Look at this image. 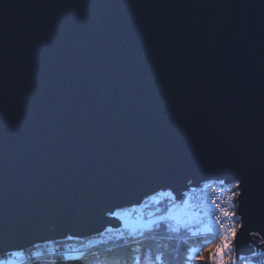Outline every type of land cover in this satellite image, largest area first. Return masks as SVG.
Here are the masks:
<instances>
[{
    "label": "water",
    "instance_id": "1",
    "mask_svg": "<svg viewBox=\"0 0 264 264\" xmlns=\"http://www.w3.org/2000/svg\"><path fill=\"white\" fill-rule=\"evenodd\" d=\"M239 172L248 256L264 250L249 243L264 223V0H0V241L97 237L122 226L99 199L116 212Z\"/></svg>",
    "mask_w": 264,
    "mask_h": 264
},
{
    "label": "trees",
    "instance_id": "2",
    "mask_svg": "<svg viewBox=\"0 0 264 264\" xmlns=\"http://www.w3.org/2000/svg\"><path fill=\"white\" fill-rule=\"evenodd\" d=\"M216 183L225 185L221 184L219 181H216ZM226 186L234 195L238 192L233 185ZM235 198H237V195H235ZM147 200L148 199L144 202H147ZM169 201H172L170 197H163L159 201L148 203L146 208L152 209L156 213L155 216H159L163 214ZM143 203L141 206L144 205ZM138 216L143 221L141 225L143 226L145 219H142L139 214ZM157 219L159 218H156L155 223L152 224L153 230L148 232L146 229L142 237H135V239H133L134 236L130 235V237L122 238V240L114 239L110 245H105L103 243L96 246L89 245L87 246V251L79 252L77 249L82 246L83 241L86 244L90 239L81 240L68 238L66 240L53 242L54 251L57 252H50V248L48 247L47 253L41 257H37L35 253L40 250L42 246L48 244L37 245L24 252L23 259L20 257L21 264H105L106 261L121 258L127 259L131 255L137 256L140 264H158V262L154 260V257L160 253H163L164 258L170 261L171 264H210V258L217 247V239L211 233L207 235H193L190 232L191 227L174 232L168 228L167 220L165 224H161L157 230L156 224L159 223L156 222ZM146 224L149 225L148 220ZM121 228L125 230L129 229L123 228L122 226ZM136 240L143 241L142 245H140L141 252L139 253L131 251L132 248L137 246ZM68 245H74L75 248L72 253L64 251V248ZM56 247L59 249L56 250ZM40 252L43 253L44 251L42 250ZM197 253H202V258L197 259ZM76 257H81V259H66Z\"/></svg>",
    "mask_w": 264,
    "mask_h": 264
},
{
    "label": "snow or ice",
    "instance_id": "3",
    "mask_svg": "<svg viewBox=\"0 0 264 264\" xmlns=\"http://www.w3.org/2000/svg\"><path fill=\"white\" fill-rule=\"evenodd\" d=\"M225 180H230L233 187L236 189H240V192L235 193V195L240 196L243 199V196L247 194L248 188V181L247 177L242 173L232 174V175H225L224 179H221L219 182L221 184L225 183ZM196 191V187L191 179H187V185L184 191H181L179 195L171 189L168 188L167 190V197H170L173 206L167 208L166 215L159 218V223L156 224L157 230L159 229L161 224H165L166 220H175L177 225L184 224L186 227L193 217L189 214V200L188 195ZM230 199H234V197H230ZM177 202L182 207H177ZM213 205H215L218 212H213L209 209V216L212 219H215L218 225L223 230L224 225L221 221V217L226 218L227 220H233V218L237 215L236 212L230 211L228 209L222 208L219 204L216 203L215 200H212ZM96 207L100 208L102 211L107 212L109 216L115 217L116 212H114L111 208H106L104 206L103 199H99L95 202ZM155 223V222H154ZM147 229L148 232H151L152 225H143L141 226ZM131 230L133 232L138 230L136 225L131 226ZM244 225L241 224L239 227L236 226L235 222L233 221L232 225L226 232H223L222 238L219 240V247L224 249V255L221 257L219 264H240L241 257L244 253L236 247V244L239 240L238 233H243ZM175 231V228L173 229ZM262 231H264V223H261L259 226V230L255 232H251L252 236H259V240L250 241L251 244H261L264 245V235H262ZM141 235H144L142 232ZM72 239L71 236L68 237ZM135 239V237H133ZM143 241L136 240V247L132 248L131 251L134 253L141 252V247ZM25 245L20 243L19 241H0V264H14L13 258H20L23 257L25 252ZM264 255V253H261ZM202 258V253H197V259ZM66 259H81V257L76 258H66ZM154 260L158 262V264H171L170 261L164 258V254L160 253L154 257ZM105 264H140L139 258L135 255L129 256V258L124 259H115L112 261H106Z\"/></svg>",
    "mask_w": 264,
    "mask_h": 264
},
{
    "label": "built area",
    "instance_id": "4",
    "mask_svg": "<svg viewBox=\"0 0 264 264\" xmlns=\"http://www.w3.org/2000/svg\"><path fill=\"white\" fill-rule=\"evenodd\" d=\"M230 197H234V199H230ZM188 199L189 206L192 210L191 217H193V219L190 221V224L186 227L184 224L177 225L175 220H167V226L172 231L175 228L174 232H178L180 229L184 230L185 228L189 227L203 226L207 228L209 230L208 233H211L217 239V247L211 256L210 264H219L221 257L224 255V249L218 246L219 240L222 238L223 232H226L232 225L233 221L237 227H239V224H237L235 217L233 220H227L226 218L221 217V221L224 225L222 230L217 221L209 216V209H211L213 212H218L215 205L212 203V200H215L216 203L222 208L235 212L237 210V201L235 195L226 185H219L214 180H208L201 183L199 187H196V191L190 193L188 195ZM144 225H147L146 222H144ZM145 230L146 229L143 227L138 229L140 234ZM118 232H120V230L117 231L116 229L104 231L101 235L90 238V240L87 241V245L84 249H86V247L89 245H94V242L96 241H98L99 244V242H106L110 239H118ZM51 245H53V243ZM74 248V245H68L64 248V251H67V253H72ZM55 249L58 250L59 248L56 247ZM80 249H78V251L82 252L83 250ZM50 250H54L53 246L50 248ZM261 253H264V250L259 248L257 251L255 248L251 255L241 257L240 264H264V255ZM40 254V251L36 252L37 257H40Z\"/></svg>",
    "mask_w": 264,
    "mask_h": 264
},
{
    "label": "rangeland",
    "instance_id": "5",
    "mask_svg": "<svg viewBox=\"0 0 264 264\" xmlns=\"http://www.w3.org/2000/svg\"><path fill=\"white\" fill-rule=\"evenodd\" d=\"M163 197H167V191H163V192H159L158 194L154 195V196H151L150 198H148L147 202H144L143 206H136V207H131V208H124V209H121V210H118L116 211V217L119 218L121 220V223H122V227L123 228H129L128 230H125V229H122L121 227L120 228H117L116 230L118 231L120 229V232H118V240H122V238H126V237H130L131 236H134V237H142L143 235L140 234V232L137 230L135 232H133L131 230V226L132 225H136L138 227V229L141 228V225L143 223V221L139 218L138 214L144 218V222H149V224H153L155 222V219L156 218H160L162 216H165L166 215V209L169 208V207H172L173 206V202L172 201H169V204L167 206V208L164 210L163 214L162 215H156V213L150 209V208H146V205L150 202H156V201H159L161 200ZM189 200V199H188ZM177 207H182L181 205H179V203L177 202ZM142 209V210H141ZM189 214L190 216H192V210L189 206ZM237 213V210L235 211ZM235 219L237 221V224H239V215L237 213V215L235 216ZM191 221V220H190ZM156 222H159V219H157ZM190 223V222H189ZM188 223V224H189ZM239 226V225H238ZM153 227V226H152ZM112 229V228H111ZM110 228L107 229L106 231L108 230H111ZM190 232L193 234V235H207L209 230L203 226H198V227H191L190 228ZM145 233V232H144ZM90 239V238H89ZM87 240V239H85ZM112 242V240L110 239L109 241H106V242H99V244L103 243L105 245H110V243ZM61 243V242H60ZM59 243V244H60ZM55 244V243H54ZM58 244V245H59ZM98 244V241L94 242V245H99ZM87 244L84 243V241L82 242V246L80 248V250H83V251H87V247L86 249L85 246ZM53 245L51 244H48L46 246H42L40 250L38 251H44L43 253H41L39 256H43L45 255V253H47L48 251V247L49 248H52ZM40 248V247H39ZM45 249V250H44ZM78 250V249H77ZM50 252H57V251H54V250H50ZM36 254V253H35ZM21 259H23V257H21ZM211 259V258H210ZM14 260V264H21V260L20 258H13Z\"/></svg>",
    "mask_w": 264,
    "mask_h": 264
}]
</instances>
